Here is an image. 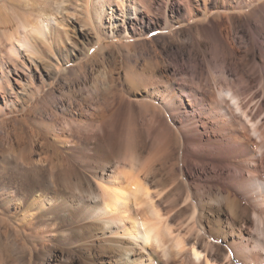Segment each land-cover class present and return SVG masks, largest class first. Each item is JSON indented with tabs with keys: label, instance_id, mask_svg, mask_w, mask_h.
I'll return each mask as SVG.
<instances>
[{
	"label": "bare ground",
	"instance_id": "obj_1",
	"mask_svg": "<svg viewBox=\"0 0 264 264\" xmlns=\"http://www.w3.org/2000/svg\"><path fill=\"white\" fill-rule=\"evenodd\" d=\"M104 2L92 0L97 19ZM117 5L123 21L98 31L97 47L121 36L108 45L125 63L122 86L101 78L79 110L62 108L61 164L15 154L1 168L0 260L264 264V0ZM33 12L13 29L0 15V112L12 76L30 69L23 52L57 44ZM70 52L51 54L56 72ZM12 208L23 231L3 217Z\"/></svg>",
	"mask_w": 264,
	"mask_h": 264
},
{
	"label": "rangeland",
	"instance_id": "obj_2",
	"mask_svg": "<svg viewBox=\"0 0 264 264\" xmlns=\"http://www.w3.org/2000/svg\"><path fill=\"white\" fill-rule=\"evenodd\" d=\"M30 1L32 4L28 7L25 6L24 0L0 1V15L6 18L8 24L12 25L7 24L6 26L13 29L16 21L19 22L18 18H22L24 22L28 21V15L34 10V15H40L38 17L42 22L50 18V21H48L52 31L50 36L51 39L57 41V44L47 46L48 49L41 57L35 54L34 56L30 52H27L28 55L23 52L21 60L28 62L30 65V69L24 72L28 75L23 73L22 68L20 70V66H16L21 74L20 76L14 74L11 78L12 86L15 89L13 93L14 102L0 112V170L3 166L14 167L17 165L15 154L24 157L26 161L35 160V158H40L41 155V157L46 158V163L52 168L61 164L62 162L59 161H62L60 160L63 159L61 155L64 154L59 148L61 149L62 144H65L58 143L56 140H58L57 135L61 133L64 124L62 108L66 105L71 109L79 110L83 97L93 90L92 87L101 84V78L102 80L105 77L109 78L111 81H108V84L114 85L117 83L116 85L121 87L123 82L122 73L125 71V63L118 48L114 45H108L112 41L120 42L121 36L115 37L113 40L105 38L104 43L107 46L102 50L97 47L98 33L103 34V29L109 31L113 23L123 21V14L119 9V5H117L118 0H106L104 2L102 20L95 18L94 9L91 6L92 0ZM87 19H89V22ZM22 20L20 22L23 23ZM22 31L24 32V30ZM32 35L35 34L32 33ZM70 40L79 43L77 49L72 47L73 45L69 43ZM240 46V49L243 50L244 45L241 44ZM83 47L86 48L83 49ZM69 50L71 51V63L65 64L66 70L56 72L51 65L53 63L51 54L54 52L65 54ZM131 98L134 100L139 99L137 96ZM67 103L70 105H67ZM132 120L130 118L131 124ZM9 152L14 155V158L10 156L12 157L10 161L6 160V155L9 156ZM57 156H59V159ZM1 208L4 207L1 206ZM3 217L7 222L22 230L19 227V216L15 215L14 208L7 209ZM5 231L6 228L0 220V237L2 234L4 236ZM23 237L24 235H21L17 238L19 243L24 242ZM32 252L34 251L32 250ZM13 260L7 264H27L25 261L17 262ZM54 262H56L55 259L52 260V263ZM0 264H3L1 260Z\"/></svg>",
	"mask_w": 264,
	"mask_h": 264
}]
</instances>
